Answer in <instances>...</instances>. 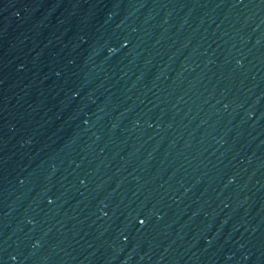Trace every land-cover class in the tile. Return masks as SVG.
Listing matches in <instances>:
<instances>
[{"label":"water","instance_id":"water-1","mask_svg":"<svg viewBox=\"0 0 264 264\" xmlns=\"http://www.w3.org/2000/svg\"><path fill=\"white\" fill-rule=\"evenodd\" d=\"M0 264H264V0H0Z\"/></svg>","mask_w":264,"mask_h":264}]
</instances>
